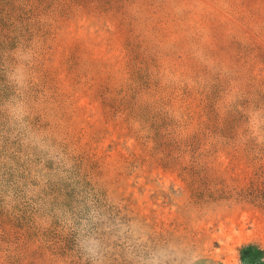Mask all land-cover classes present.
I'll use <instances>...</instances> for the list:
<instances>
[{"label":"rangeland","instance_id":"1","mask_svg":"<svg viewBox=\"0 0 264 264\" xmlns=\"http://www.w3.org/2000/svg\"><path fill=\"white\" fill-rule=\"evenodd\" d=\"M0 264H264V0H0Z\"/></svg>","mask_w":264,"mask_h":264}]
</instances>
